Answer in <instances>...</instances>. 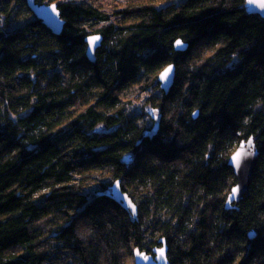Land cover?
<instances>
[{
  "label": "trees",
  "instance_id": "obj_1",
  "mask_svg": "<svg viewBox=\"0 0 264 264\" xmlns=\"http://www.w3.org/2000/svg\"><path fill=\"white\" fill-rule=\"evenodd\" d=\"M46 1L59 36L26 0H0V264H135L161 239L170 264H264V20L244 0H125L91 64L86 27L109 16ZM146 94L156 133L130 112ZM251 137L249 192L226 210L229 149ZM118 181L135 203L142 188L139 220L109 197Z\"/></svg>",
  "mask_w": 264,
  "mask_h": 264
},
{
  "label": "water",
  "instance_id": "obj_2",
  "mask_svg": "<svg viewBox=\"0 0 264 264\" xmlns=\"http://www.w3.org/2000/svg\"><path fill=\"white\" fill-rule=\"evenodd\" d=\"M27 6L29 10L34 14V16L39 19L43 25L48 28L54 36H59L65 26V21L62 19L59 8L55 4H40L37 2V0H26ZM245 2V10L249 15H257L260 18L264 20V0H244ZM55 5L58 10L57 13H54L51 11V6ZM99 35L101 37V40L97 42V45L93 51H90L89 45L87 43V38L90 36H96ZM104 38L101 34H90L87 36L84 40L86 44V57L88 61L91 64L96 63L97 61V52L102 47ZM174 48L176 52H186L189 48L188 44L183 43L182 48H177L176 44H174ZM173 66V72L169 78L168 81H161L158 76V82L160 84L161 90L167 95L171 88L174 85L175 77H176V66L174 64H171ZM198 117V112L195 113L194 118ZM154 119H157L155 116ZM159 129V123H156L152 133H156ZM148 136V133L146 134V137ZM251 139L254 142L255 148L252 155H246L242 157L240 166L237 168L235 164L231 161V157L235 154V152L239 149L241 143H244L246 145L247 141H243L239 144V146L236 148L235 152L231 155V157L228 160V166L231 167L234 171V175L236 178V184L234 187L239 186V193L238 195L232 200L231 204H228V197L231 194V191L227 197L225 208L226 210L231 209H237L238 205L243 201L244 196L249 192L251 180L254 176L259 157L260 152L256 148L255 139L251 137ZM123 161L127 164H130L133 161V156L129 155L126 156ZM233 187V188H234ZM232 190V189H231ZM109 197L120 204L121 208L128 212L133 219H138L139 212H138V206L137 204L132 200V198L122 190L121 182H116L109 192ZM129 202H131L132 205L135 206V211L133 213L132 209L129 207ZM254 234H250V239L254 238ZM160 243L162 244V247L165 249V259H158V249L161 247H157L153 254L148 253L147 251H141L140 249H136L134 251V260L135 264H169L168 261V246L165 239H161ZM137 253H140L141 255H137ZM147 256L149 259L144 260L143 257Z\"/></svg>",
  "mask_w": 264,
  "mask_h": 264
},
{
  "label": "rangeland",
  "instance_id": "obj_3",
  "mask_svg": "<svg viewBox=\"0 0 264 264\" xmlns=\"http://www.w3.org/2000/svg\"><path fill=\"white\" fill-rule=\"evenodd\" d=\"M67 1L75 2L79 5L85 4V5L93 6L94 8L98 9L101 13L107 14L109 16V21L107 22H99L97 24H90L89 26H87L86 31L89 34H94V31L109 27L110 25L119 24L120 19L122 17L120 12L128 8V2L125 0H118V1L116 0H67ZM45 4L50 5V1H46ZM149 95L150 94L137 96L133 101L134 107L130 109V112L134 110V112L142 116L143 121L148 122L149 124H152L151 120H153V125H155L156 123H159V119H160L159 113L155 111V114H153V111H152L151 115H154L153 118L155 116L157 117V119H152L149 113L153 108L150 106H145L144 108V105H142V103L145 101L146 98L149 97ZM140 97L141 99L138 100V98ZM229 152L234 153L235 152L234 148L229 149ZM129 190L134 191V197L138 205L143 200L141 199V196H140L142 194V188L133 187L132 189H129Z\"/></svg>",
  "mask_w": 264,
  "mask_h": 264
},
{
  "label": "snow or ice",
  "instance_id": "obj_4",
  "mask_svg": "<svg viewBox=\"0 0 264 264\" xmlns=\"http://www.w3.org/2000/svg\"><path fill=\"white\" fill-rule=\"evenodd\" d=\"M51 11L54 13H57L58 15V10L55 5L51 6ZM101 40V37L99 35L96 36H90L87 38V43L89 45L90 51H93L97 45V42ZM177 48H182L183 47V41L177 40L175 42ZM173 72V66L168 65L161 73L159 76V79L161 81H168L171 74ZM153 114H155V110H152ZM195 115V113H193ZM255 145L254 142L251 138H249L246 142V145L244 143H241L239 149L235 152V154L231 157V161L235 164L237 168L240 166V162L242 157L246 155H252L254 151ZM240 189L239 186H236L232 188L231 194L228 197V204L230 205L232 200L238 195ZM129 207L132 209L133 213L135 211V206L129 202ZM158 251V259H165V249L162 247L157 250ZM137 255H141L140 253H137ZM144 260L149 259L147 256L143 257Z\"/></svg>",
  "mask_w": 264,
  "mask_h": 264
},
{
  "label": "bare ground",
  "instance_id": "obj_5",
  "mask_svg": "<svg viewBox=\"0 0 264 264\" xmlns=\"http://www.w3.org/2000/svg\"><path fill=\"white\" fill-rule=\"evenodd\" d=\"M97 53H98V52H97ZM96 56H97V55H96ZM138 212H139V209H138ZM131 217H132V216H131ZM133 220H139V219H133ZM167 246H168V245H167ZM158 247H161V248H162V244L159 245ZM156 248H157V247H156ZM156 248H155V249H156ZM155 249H154V250H155ZM154 250H153V252H154ZM168 251H169V247H168ZM152 254H153V253H152ZM167 257H168V255H167ZM168 261H169V259H168ZM169 264H170V262H169Z\"/></svg>",
  "mask_w": 264,
  "mask_h": 264
}]
</instances>
